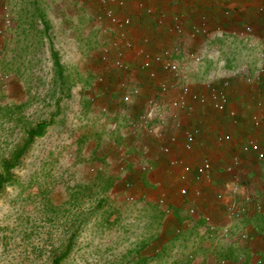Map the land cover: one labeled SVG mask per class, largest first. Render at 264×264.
<instances>
[{
    "label": "rangeland",
    "instance_id": "obj_1",
    "mask_svg": "<svg viewBox=\"0 0 264 264\" xmlns=\"http://www.w3.org/2000/svg\"><path fill=\"white\" fill-rule=\"evenodd\" d=\"M7 1L16 24L11 36L0 32V264H219L223 252L207 247L204 219L179 218L188 200L168 201L166 216L136 169L127 173L137 183L120 180L124 160L151 165L150 145L130 134L128 119L117 127L114 115L101 110L105 83H96L95 74L107 37L94 18L98 6ZM115 74L106 70L105 82L113 84ZM229 74L236 71L205 63L189 76L217 84ZM41 123L43 134L16 157L27 132ZM105 180L111 187L104 192ZM84 184L81 193L76 186Z\"/></svg>",
    "mask_w": 264,
    "mask_h": 264
},
{
    "label": "crops",
    "instance_id": "obj_2",
    "mask_svg": "<svg viewBox=\"0 0 264 264\" xmlns=\"http://www.w3.org/2000/svg\"><path fill=\"white\" fill-rule=\"evenodd\" d=\"M4 4L7 7L9 3L7 0H0V10ZM153 4L156 11L166 14L168 19L173 15L181 16L185 27L201 13L208 16L210 26L213 30L217 29L220 34L205 43L203 41L190 43L189 46L192 49L202 50L203 60L197 66L189 67V71H196L205 63H212L217 70L236 71L234 75L229 74L231 84L229 94L237 115L232 120L226 113L203 109L200 106H194L191 113L182 114L180 118L182 127L198 129V143L192 152L187 153L180 146L173 151L192 166V171L187 173L185 179L180 177L178 167L170 165V157L160 150V146L166 144L164 137L159 136L157 132L150 133L149 136L146 132L130 133L132 136L139 135L140 138L149 139L148 159L153 168L150 173H144L141 171L144 166L137 158H133L130 162L124 160L125 172L119 176L120 180L123 183H137L139 179L136 175L134 177L127 173L129 168H134L137 170L136 174H140L143 179L146 177L145 180L153 185L151 190L153 198L165 194L168 201L176 206L179 199L184 200L180 195L182 188H187L189 194L195 187L200 188V195L193 199L199 209L193 217L194 220L203 221L201 217L205 213L217 221L220 227L229 228L233 234L230 238H224L206 233L207 247L219 245L226 264H256L257 258H261L264 264V176L260 173L254 157L240 151L243 140L249 135L264 148V99L262 100L264 57L260 56L264 49V0H153ZM11 21L8 29L0 30L2 34L4 32L7 36H11V30L16 24L15 21ZM0 22L3 23L2 17ZM138 22L142 31L153 33V42L156 45L169 41L170 38L165 30L157 27L154 21L152 23L144 14H141ZM247 26L251 28L249 32H246ZM241 71L247 72L255 79L258 77V80L247 84L241 78L242 75L237 73ZM142 83L145 84V81ZM192 84V87L196 89L200 87L201 82ZM144 87L147 88L146 85ZM117 104L120 105L117 102H107L108 113L114 115L112 124L115 123L113 125L118 127L119 119L121 117L127 119V114H124L121 108L113 114ZM140 105L139 103L130 105V112H135ZM257 111L262 114V125L255 128L252 125L251 116ZM128 128L127 126L126 129ZM163 131L167 135L173 133L170 127ZM223 132L230 133L232 140L218 145L215 142V136ZM177 134L182 140L181 133L177 132ZM144 141H146L145 138ZM147 148V146L143 147V149ZM233 155H239L242 158L241 169L236 178L224 171V165ZM204 156L212 160L211 176L209 180L196 182L193 178L195 167ZM187 204L185 203L183 208L184 212ZM177 213L179 212L176 211ZM183 215L179 213L181 221H184ZM245 231L250 237L243 241L240 234ZM213 258L215 259L216 256Z\"/></svg>",
    "mask_w": 264,
    "mask_h": 264
},
{
    "label": "built area",
    "instance_id": "obj_3",
    "mask_svg": "<svg viewBox=\"0 0 264 264\" xmlns=\"http://www.w3.org/2000/svg\"><path fill=\"white\" fill-rule=\"evenodd\" d=\"M98 11L94 18L101 24L100 31L107 39L102 43L98 52V59L101 62V69L96 76V83L103 85V99L101 110L108 113L107 102L117 101L122 106V111L127 114L128 129L130 133L137 134L141 131L146 133L157 132L166 140V144L160 146V150L169 158V163L180 169V177L185 179L187 173L192 171V166L186 160L173 153L178 146L187 153L192 152L198 143V129L195 127H182L180 118L182 114L191 113L194 106L203 109H211L218 113H226L232 120L235 119L237 111L231 101L229 94L230 79L224 78L220 84L213 82H202L200 87L194 89L189 76V67L197 66L203 60L202 50L192 49L190 43L211 40L220 32L213 30L210 26L208 16L201 13L192 19L185 27L183 18L173 15L168 19L166 14L156 11L153 0H92ZM3 24L9 26L10 18L7 7L3 5ZM144 14L157 27L163 28L170 38L165 44L156 45L153 42V33L142 31L138 20ZM246 32L251 30L246 27ZM203 43V44H204ZM205 46V45H204ZM264 57V49L260 55ZM116 72L113 84L105 82V71ZM247 84L258 80L247 74L239 73ZM145 81V84L142 83ZM147 86L144 87V86ZM116 94V98L113 96ZM114 97V98H113ZM264 91L262 92V100ZM91 100L95 101L92 96ZM139 103L137 110L130 112V105ZM252 125L258 128L262 125V114L257 111L251 116ZM172 128V134H165V128ZM181 133L182 140H180ZM232 140L230 133L223 132L215 136V142L223 145ZM181 141V142H180ZM240 151L246 154H253L259 167L260 173L264 176V148L251 135L247 136ZM175 154V155H174ZM172 155H174L172 157ZM242 158L233 155L224 165V171L231 174L233 178L239 174ZM125 165L118 166L123 172ZM148 163L143 169H152ZM212 171V160L204 156L195 167L194 180H209ZM235 180V179H234ZM129 187L130 182H125ZM236 187V184H235ZM236 189V188H234ZM180 195L188 200L184 212L186 217H194L199 209L193 202L194 198L200 195V188L195 187L192 193L187 188L180 190ZM157 205L162 212L169 216L172 214L170 204L165 194L158 196ZM204 228L212 235H220L224 238L233 236L231 230L219 225V223L205 213ZM248 232L240 234L243 241L248 240ZM256 264H262L261 258L256 259ZM222 259L219 264H226Z\"/></svg>",
    "mask_w": 264,
    "mask_h": 264
},
{
    "label": "trees",
    "instance_id": "obj_4",
    "mask_svg": "<svg viewBox=\"0 0 264 264\" xmlns=\"http://www.w3.org/2000/svg\"><path fill=\"white\" fill-rule=\"evenodd\" d=\"M22 11H25V10L23 9ZM20 14H21V13H20ZM35 16H36V14H32V17L35 18ZM24 22H26V21H24ZM31 22H32V20H31L28 24H30L31 27H32V24H33V23H31ZM26 23H27V22H26ZM26 23H24V24H26ZM17 26H18V24H17ZM22 27H25V26L23 25ZM22 29H24V28H22ZM23 31H24V30H23ZM44 127H45V126L41 123V124H38L37 126L33 127L32 129H30V130L27 132V135H26L27 142H26L25 145H24V146L18 151L16 157L19 156V154L21 153V151L24 150L25 146H27V144L30 143V142L33 140V138L38 137V136H41V135L43 134ZM76 187L79 188V191H80V192H81V190H82V192H83V191H86V190L88 189V187L86 186V184H84V185H77ZM101 187H102V191L105 192L107 189H109V188L111 187V182H110L109 180H105V181H103ZM82 192H81V193H82Z\"/></svg>",
    "mask_w": 264,
    "mask_h": 264
}]
</instances>
